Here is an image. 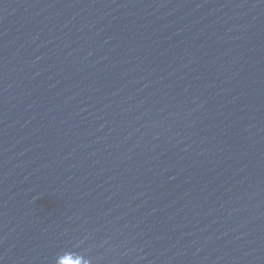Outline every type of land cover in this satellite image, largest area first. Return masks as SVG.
<instances>
[{"label": "water", "instance_id": "water-1", "mask_svg": "<svg viewBox=\"0 0 264 264\" xmlns=\"http://www.w3.org/2000/svg\"><path fill=\"white\" fill-rule=\"evenodd\" d=\"M0 264H264V0H0Z\"/></svg>", "mask_w": 264, "mask_h": 264}]
</instances>
